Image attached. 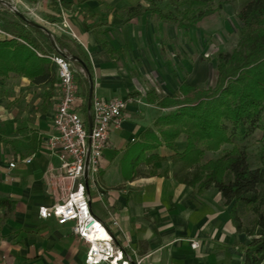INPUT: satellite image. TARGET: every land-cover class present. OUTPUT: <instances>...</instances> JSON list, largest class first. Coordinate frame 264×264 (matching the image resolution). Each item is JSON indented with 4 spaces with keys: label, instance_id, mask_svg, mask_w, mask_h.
<instances>
[{
    "label": "crops",
    "instance_id": "0c3cea01",
    "mask_svg": "<svg viewBox=\"0 0 264 264\" xmlns=\"http://www.w3.org/2000/svg\"><path fill=\"white\" fill-rule=\"evenodd\" d=\"M18 1L49 26L58 50L90 65L92 99L127 102L121 125L111 127L101 172L86 183L90 212L115 246L132 263L142 259L144 264H242L241 246L249 239L236 232L218 190L198 194L177 182L172 177L173 152L163 142L156 153L166 161L152 164L146 161L152 152L142 153L143 146L153 145L142 134L151 130L161 141L155 122L175 110L159 107L158 99L173 96L182 82L201 86L192 78L205 63L195 64L189 77L175 83L153 36L156 17L143 12L128 18L129 8L147 7L143 0ZM54 53L53 49L48 54ZM51 64L55 76L49 82L31 83L12 74L0 81V200L13 205L12 211L9 205L0 206V264H85L87 246L72 233V224L60 226L38 214L39 208L61 202L71 188L50 148L60 101L56 66ZM72 64L78 105L87 116L88 77L78 62ZM32 134L38 142L34 152L28 148ZM174 145L182 152L185 136L181 134ZM26 158H32L28 165L23 163ZM192 242L198 247L191 248Z\"/></svg>",
    "mask_w": 264,
    "mask_h": 264
},
{
    "label": "trees",
    "instance_id": "16d2710c",
    "mask_svg": "<svg viewBox=\"0 0 264 264\" xmlns=\"http://www.w3.org/2000/svg\"><path fill=\"white\" fill-rule=\"evenodd\" d=\"M128 9V18L149 12L159 21L176 26L187 37L191 30L206 17L220 11L224 5L236 4V16L241 30L231 52L218 51L215 55L216 79L212 87L192 86L182 82L171 97L158 99L159 107H175L160 117L155 127L161 141L151 130L142 138L153 145L143 146L142 153L152 154L149 163L166 161L156 151L164 146L173 152L172 177L189 186L198 194L217 189L225 207L229 208L232 225L248 239L241 246L242 264L264 262V0H143ZM166 1L173 10L164 11L158 4ZM35 32L39 29L32 28ZM22 41V42H20ZM57 40L55 39V42ZM102 47L111 52L102 39ZM44 49L37 41L23 35L0 40V81L9 75L27 78L31 83L53 80L54 69L46 57L53 52L51 44ZM36 52L42 57L37 56ZM80 59L78 57H73ZM90 74V65L80 64ZM253 130L261 132L259 149L252 159L242 145ZM183 134L186 146L177 152L174 142ZM36 135L32 134L28 148L36 150ZM11 146L19 142L7 141ZM18 143V144H17ZM229 146V150L223 147ZM221 155L204 161L207 153ZM168 170L164 172L167 175ZM151 175H156L155 171ZM12 202L0 200V206Z\"/></svg>",
    "mask_w": 264,
    "mask_h": 264
},
{
    "label": "built area",
    "instance_id": "2783aa9c",
    "mask_svg": "<svg viewBox=\"0 0 264 264\" xmlns=\"http://www.w3.org/2000/svg\"><path fill=\"white\" fill-rule=\"evenodd\" d=\"M0 35L11 38L1 31ZM59 52L47 56L56 66L60 90V101L52 120L55 135L50 140V148L61 162L63 179L71 182V188L61 202L39 208V217L53 218L60 226L72 224V233L87 246L85 264H144L142 259L132 263L115 246L106 227L91 214L86 194V183L94 181L101 172L103 152L107 147L111 127L121 125L127 102L123 99H92L89 133L87 116L78 105L77 71L67 53L62 50ZM36 54L42 56L38 52ZM31 161L32 158H26L23 163L28 165ZM9 167L13 168L14 163H10ZM197 247V242L191 243V248Z\"/></svg>",
    "mask_w": 264,
    "mask_h": 264
},
{
    "label": "rangeland",
    "instance_id": "374dc122",
    "mask_svg": "<svg viewBox=\"0 0 264 264\" xmlns=\"http://www.w3.org/2000/svg\"><path fill=\"white\" fill-rule=\"evenodd\" d=\"M2 1L12 4L29 20L47 28L51 33L48 29L49 26L36 18L30 11L24 9L18 0ZM236 5L237 3L224 5L220 11L199 22L196 29L191 30L187 37L176 26H167L154 18L153 36L157 39L159 53L165 62V66H168L171 70L176 84L189 77L193 73L195 64L202 61L205 63L203 69L196 75L194 74L192 80L202 87L214 86L216 79L215 55L218 51L231 52L236 45L241 30V23L236 16ZM158 6L164 11L173 10V7L168 6L166 1L160 2ZM0 30L10 37L13 35L27 36L37 41V43H42L46 49L48 48L47 41L49 37L45 32H35L3 4H0ZM168 33L171 36L170 39ZM166 81L164 80V84L167 86ZM172 89L170 87L169 91H172ZM260 138L261 132L253 130L251 136L242 143L252 159L258 152V140ZM223 148L225 150L230 149L229 146ZM221 154L222 152L207 153L204 161Z\"/></svg>",
    "mask_w": 264,
    "mask_h": 264
},
{
    "label": "water",
    "instance_id": "95a60500",
    "mask_svg": "<svg viewBox=\"0 0 264 264\" xmlns=\"http://www.w3.org/2000/svg\"><path fill=\"white\" fill-rule=\"evenodd\" d=\"M0 4H3L5 6H7L20 20H22L27 26L31 27V28H35V29H39L43 32H45L47 34V36L49 37L50 43L53 47V49L56 51V53H60L59 50L57 49L53 37L51 35V33L43 26L32 22L31 20H29L27 17H25L21 12H19L15 6H13L12 4L5 2V1H1L0 0ZM70 58V57H69ZM70 60H75L76 62H78L79 64H81L83 66V62L77 58H70ZM85 74L88 77V82H89V89H88V103H87V121H88V125H89V133L91 132V116L89 114L90 111V107H91V101H92V94H93V83L91 80V76L89 74L88 71H85ZM85 180H86V174H85Z\"/></svg>",
    "mask_w": 264,
    "mask_h": 264
}]
</instances>
